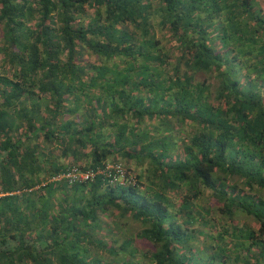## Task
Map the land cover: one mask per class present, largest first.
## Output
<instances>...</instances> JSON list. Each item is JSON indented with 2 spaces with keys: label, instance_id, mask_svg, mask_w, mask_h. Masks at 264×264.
Instances as JSON below:
<instances>
[{
  "label": "trees",
  "instance_id": "trees-1",
  "mask_svg": "<svg viewBox=\"0 0 264 264\" xmlns=\"http://www.w3.org/2000/svg\"><path fill=\"white\" fill-rule=\"evenodd\" d=\"M0 264H264V0H0Z\"/></svg>",
  "mask_w": 264,
  "mask_h": 264
},
{
  "label": "built area",
  "instance_id": "built-area-1",
  "mask_svg": "<svg viewBox=\"0 0 264 264\" xmlns=\"http://www.w3.org/2000/svg\"><path fill=\"white\" fill-rule=\"evenodd\" d=\"M117 170L120 172V169H118V166H117ZM63 174H60L57 176V178L59 177H62ZM74 175H77L78 177L80 178H87L89 175H91V173H85V172H76L72 169V171L70 172H66L64 173V176L65 177H68V178H72Z\"/></svg>",
  "mask_w": 264,
  "mask_h": 264
}]
</instances>
